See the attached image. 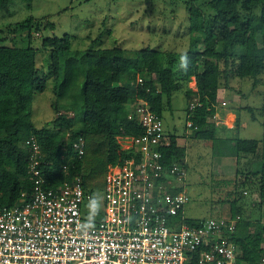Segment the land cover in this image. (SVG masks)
Wrapping results in <instances>:
<instances>
[{"label": "trees", "instance_id": "trees-1", "mask_svg": "<svg viewBox=\"0 0 264 264\" xmlns=\"http://www.w3.org/2000/svg\"><path fill=\"white\" fill-rule=\"evenodd\" d=\"M13 2L0 0V10L10 12ZM208 6L212 16L205 14L197 0L187 4L189 29L202 35L190 39L191 46L178 71L171 63L165 65L159 52L150 47L127 51L114 45L72 50L68 34L44 37L40 47H34L32 31L39 33L54 27L44 19L29 17L0 28V209L17 202L22 192L30 194L26 143L31 137L41 149L39 167L46 185H61L79 176L83 189L91 194L92 201H97L108 163L119 158L116 135L143 131L136 118H128L137 100H145L162 117L167 104L172 107L173 91L182 85L186 86L188 105L195 98L200 103L186 109L196 126L193 137L214 141V152L222 156L258 155V139L220 136L218 126L210 119L217 109L222 80L228 83L234 76L251 78L254 84L263 86L264 101V0H210ZM8 32L14 35L10 37ZM199 41L203 47H193ZM40 48L49 51L54 94L69 99V103L56 105L52 124L38 128L31 116L34 94L46 87V79L36 65ZM139 75L144 77L143 82L135 84ZM191 78L196 86L193 92L187 89ZM247 108L252 118L255 112L259 114L264 141V102L258 109ZM169 134L172 142L164 150L165 163L177 161L186 167L185 149L178 145V135ZM79 137L85 140L81 158L72 147ZM252 173L259 176V196L264 204V162ZM229 202L231 215L240 216L236 231L230 236L241 246L236 264H262L264 221L253 224L251 233L248 216L237 205L238 198ZM96 215L101 218V211ZM187 222L196 223L194 219Z\"/></svg>", "mask_w": 264, "mask_h": 264}, {"label": "built area", "instance_id": "built-area-1", "mask_svg": "<svg viewBox=\"0 0 264 264\" xmlns=\"http://www.w3.org/2000/svg\"><path fill=\"white\" fill-rule=\"evenodd\" d=\"M136 103L128 118L143 131L116 135L119 158L107 165L100 208L79 176L46 185L39 144L27 140L31 190L0 209V264H236L241 246L230 236L240 216L187 222L186 167L165 163L172 139L162 117L145 100ZM198 104L195 98L189 109ZM185 127V134L196 128L188 115ZM84 143L82 137L72 143L78 158Z\"/></svg>", "mask_w": 264, "mask_h": 264}, {"label": "rangeland", "instance_id": "rangeland-1", "mask_svg": "<svg viewBox=\"0 0 264 264\" xmlns=\"http://www.w3.org/2000/svg\"><path fill=\"white\" fill-rule=\"evenodd\" d=\"M13 1L9 6L10 12L0 10V28L29 17L48 20L54 24L53 28L39 31V35L32 31V45L37 48L40 47L42 38L63 34L70 35L72 50L107 48L114 45L127 51L150 47L159 52L165 65L171 63L178 71L184 61V53L191 46L190 39L202 35L199 31L189 29L187 4L190 0H31L30 5L24 0ZM209 1L197 0V3L206 15L212 16ZM258 11L254 10L255 13ZM7 34L10 37L14 35L10 32ZM193 47L201 49L203 45L199 41ZM49 60V51L40 48L36 65L41 71L40 75L46 79V87L34 94L31 116L33 124L38 128L52 124L56 105L65 106L69 103V99L57 98L54 94V80L48 68ZM180 74L178 72L177 76L180 77ZM79 81H82V76ZM185 89L186 86L182 85L173 91L172 107L167 104L162 113L165 132H175L181 142L186 143L184 149L187 176L184 187L189 200L184 206L185 217H228L232 214L229 201L233 198L241 199L242 206L247 204L245 206L250 208L252 215L256 212L258 214L259 210L250 204L256 195L260 198L258 181L252 173L260 166L255 159L257 155L243 153L236 158L222 156L214 152V141L200 140L192 136L196 128L193 127L190 135L185 134L186 109L189 108ZM187 89L192 92L196 90L194 78L188 82ZM262 89L261 83L254 84L251 78L239 79L234 76L229 78L228 83L222 80L217 92V109L211 119L233 127L235 137L258 139L260 146L264 142L261 118L257 112L255 118H252L247 107L258 109L262 106ZM223 108L224 113L221 110ZM226 110L235 113L236 117L230 120L225 115ZM236 170L239 171L238 174ZM242 175L249 178L242 180ZM95 206L100 208L101 202L97 201ZM244 211L246 214L248 210Z\"/></svg>", "mask_w": 264, "mask_h": 264}, {"label": "crops", "instance_id": "crops-1", "mask_svg": "<svg viewBox=\"0 0 264 264\" xmlns=\"http://www.w3.org/2000/svg\"><path fill=\"white\" fill-rule=\"evenodd\" d=\"M222 110V113H224L223 111L225 110L224 108L223 109H221ZM227 112H225V115L228 117V118H230V120H231V118H234V117H236V114L235 113H233V112H231L230 110H226ZM210 120H214V123L218 126V135H220V136H233V132H234V130L235 129H233V127H231V126H229V125H224V124H219L218 123V121H216V119H210ZM193 136V135H192ZM179 137V136H178ZM186 139H187V137L186 136H184ZM178 142H179V144L178 145H180V146H182V147H184L185 145H186V143H183V142H181V140H180V137L178 138ZM228 158V157H227ZM255 159H257L258 161H259V163L260 162H264V142H263V144H261L260 146H259V152H258V155H257V158L255 157ZM227 165V164H226ZM239 173V171L238 170H236V174H238ZM251 175V174H250ZM243 176V175H242ZM246 178H249L248 176H243V179L242 180H245ZM254 178L258 181V179H259V176H254ZM243 194H245V191L243 192ZM242 197V196H241ZM240 197V198H241ZM260 197V196H259ZM234 199V198H233ZM233 199H231L230 201H232ZM240 202H241V199H239L238 200V202H237V205L238 206H241L243 209H247L248 211L246 212V216H248V221L250 222V225H249V229L251 230V233H252V231L254 230V226H253V224H255V223H257V222H261V221H264V204L261 202V198H258V196L256 195L255 196V200L252 202V203H250L251 204V206H254L255 207V209H258L259 211H258V214H257V212H256V214H251L252 213V211L250 210V208L249 207H246L245 205H247V204H245V205H241L240 204ZM259 206V207H258ZM231 208H232V206H231ZM246 211V210H245ZM245 211L243 210V212L245 213ZM250 211V212H249ZM252 215V216H251ZM257 215H258V218H257ZM229 216H231V214L229 215ZM228 216V217H229ZM264 255V254H263ZM262 255V256H263Z\"/></svg>", "mask_w": 264, "mask_h": 264}]
</instances>
